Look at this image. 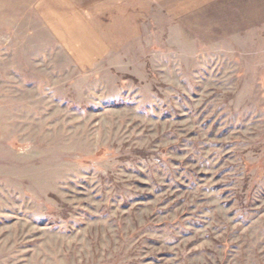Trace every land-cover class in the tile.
Returning <instances> with one entry per match:
<instances>
[{
    "label": "rangeland",
    "instance_id": "1",
    "mask_svg": "<svg viewBox=\"0 0 264 264\" xmlns=\"http://www.w3.org/2000/svg\"><path fill=\"white\" fill-rule=\"evenodd\" d=\"M0 264H264V0H0Z\"/></svg>",
    "mask_w": 264,
    "mask_h": 264
},
{
    "label": "crops",
    "instance_id": "2",
    "mask_svg": "<svg viewBox=\"0 0 264 264\" xmlns=\"http://www.w3.org/2000/svg\"><path fill=\"white\" fill-rule=\"evenodd\" d=\"M95 44H106V43L102 40V38H99V43L97 42Z\"/></svg>",
    "mask_w": 264,
    "mask_h": 264
}]
</instances>
